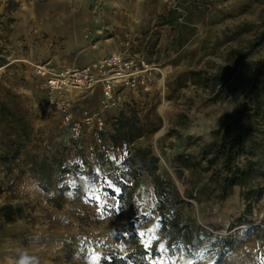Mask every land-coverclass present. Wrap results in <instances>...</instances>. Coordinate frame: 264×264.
<instances>
[{
    "label": "rangeland",
    "instance_id": "rangeland-1",
    "mask_svg": "<svg viewBox=\"0 0 264 264\" xmlns=\"http://www.w3.org/2000/svg\"><path fill=\"white\" fill-rule=\"evenodd\" d=\"M123 1L0 0V157L13 156L28 138L42 143L47 140L56 149L54 152L63 147L61 140H74L76 150L91 154L86 160L105 165L101 172L91 170L89 184L101 185L108 191L107 183L117 185V179L126 180L127 165L109 158L107 146L98 150L100 140L116 133L118 118L130 117L144 130L143 136L126 143L127 149L150 148L160 158L159 173L184 191L175 158L180 154L196 155L203 146L215 142L212 132L236 108L235 97L225 102L209 100L207 92L189 81L188 71L217 70L226 63L230 49L247 47L264 21V0H157L166 12L159 15L147 35L158 27L161 43V26H170L176 33L166 47L162 43L158 47L157 42L146 46L142 43L137 48L161 68L156 73L152 94L141 99V103L135 101V93L126 90L127 97L118 107L103 110L101 89L92 94H61L48 89L43 78L35 73L38 63L47 62L55 71H62L118 51L113 39L117 34L108 26L118 19ZM147 35L145 32L143 36ZM263 61L264 45L243 61V72L254 77ZM70 114L73 117L68 122L66 115ZM86 116L94 117L91 124L83 121ZM101 117L105 126L99 125ZM77 121L84 123L75 136L72 126ZM3 140L21 142L12 148ZM16 159L0 158V204L7 200L2 184L19 169ZM74 170L77 175L85 174L81 167ZM186 174L189 176V171ZM144 175L147 177L133 189L137 215L122 211L114 214L113 203L121 209L116 198L114 202L109 199L100 218L95 211L81 219L82 224L93 226L94 236L103 235L104 241H96L104 246L97 254L76 255L68 246L39 264H103L104 259L112 256H126L139 243L161 252L156 258L147 255L159 264H264V194L250 207L240 186L224 201L192 200V206H183L181 212L201 227L197 232L198 246L182 255H169L166 239L160 233L162 215L154 179L148 171L142 172L140 179ZM117 188L120 190L118 185ZM23 198L29 222L49 209V203L42 205L33 203L28 196ZM87 201L98 203L92 197H87ZM173 209L169 207L166 214L172 217ZM101 221L108 224L100 233ZM224 238H231L234 243L223 246ZM0 264L7 262L0 259Z\"/></svg>",
    "mask_w": 264,
    "mask_h": 264
},
{
    "label": "trees",
    "instance_id": "trees-1",
    "mask_svg": "<svg viewBox=\"0 0 264 264\" xmlns=\"http://www.w3.org/2000/svg\"><path fill=\"white\" fill-rule=\"evenodd\" d=\"M262 45L264 21L249 45L230 49L226 63L217 70L188 71L189 81L207 92L209 100L225 102L235 97L236 108L212 132L215 142L203 146L196 155L180 154L175 158L178 178L185 186L184 191L173 180H167L159 173L160 158L150 148L128 149V156L123 162L127 165L124 170L127 178L116 180L120 187V192L116 193L120 208L124 214L131 212L137 215L133 189L142 172L148 171L154 179V190L159 197L162 215L160 233L166 239L169 255H182L198 246L197 232L201 227L191 217L184 218L181 212L183 206H192V200L224 201L240 186L243 188L241 195L250 207L264 194V61L260 63L254 77L243 72V61ZM137 122L130 117L118 118L116 133L110 136L114 144L118 142L116 135L126 143L143 136L144 127L138 126ZM65 150L63 146L56 152L39 157L32 166L31 172L38 177L43 190L48 191L55 182L62 181L66 173L80 167L78 164L69 166L66 163ZM19 153L18 149L13 156L7 154L0 158L3 161L16 159ZM135 167L137 171L133 170ZM186 171H189V176ZM78 189L83 190L84 185H78ZM107 190L111 193L115 189ZM169 207L174 208L172 217L165 212ZM222 241L223 246L234 243L231 238ZM220 251H223V247ZM149 253L153 258L161 255L157 248L147 249L139 243L126 256H112L104 259L103 264H159L147 258Z\"/></svg>",
    "mask_w": 264,
    "mask_h": 264
},
{
    "label": "crops",
    "instance_id": "crops-1",
    "mask_svg": "<svg viewBox=\"0 0 264 264\" xmlns=\"http://www.w3.org/2000/svg\"><path fill=\"white\" fill-rule=\"evenodd\" d=\"M123 2L118 19L111 21L112 24L108 26L117 34L113 39L114 43L118 44V50L128 40H135L138 36H143L145 32L147 35L159 15L166 12L165 7L157 3V0H124ZM161 28L164 31L161 43L163 47H166L175 36L176 30L172 31V28L167 25ZM143 37L146 38V36ZM144 38L139 42H144ZM141 54L143 55L142 52ZM110 135L107 140H100L101 147L98 150L107 146L106 155L109 158L118 157V161L124 162L128 156L126 142L116 135L118 142L114 144ZM1 142L10 143L13 148L21 141L3 140ZM22 143L20 154L16 159L19 169L15 175L11 174L5 179L1 188L7 200L0 204V259L7 264H16L21 254H26L35 258L31 264H39L68 246L76 255L97 254L98 250L104 246L96 241H104L103 235L94 236L93 226L82 224L81 219L83 216L92 215L95 211L98 214L97 218L104 215L103 193L105 191L103 187H100L101 185L89 184V174L91 170L101 172L105 165L100 162H98L100 165H97L94 161L91 163L86 160L91 157V154H88L86 150L83 152L76 150L77 142L74 140H61V144L66 148V163L69 166L80 165L85 174L77 175V172L70 171L64 175L62 181L54 183L48 191H44L38 177L32 174L31 168L37 158L56 149L47 144V140L44 143L37 140H24ZM19 171L21 175H18ZM146 177L147 175L142 176L136 186ZM111 184L113 189H117V185L113 182ZM78 185H84V189L79 191ZM12 190L14 193H11ZM23 196H28L33 203L42 205L49 203V209L40 212L33 222H29ZM96 196L101 197L98 201L99 207L98 203L94 205L87 201V197L95 198ZM101 224L103 226L99 227L100 229L96 226L100 233L105 230L108 222L101 221ZM94 245H97L96 248Z\"/></svg>",
    "mask_w": 264,
    "mask_h": 264
},
{
    "label": "built area",
    "instance_id": "built-area-1",
    "mask_svg": "<svg viewBox=\"0 0 264 264\" xmlns=\"http://www.w3.org/2000/svg\"><path fill=\"white\" fill-rule=\"evenodd\" d=\"M159 33L157 27L146 38L138 36L135 40H128L117 52L83 66L72 65L62 71H55L50 63H38L35 73L43 78L45 85L52 92L92 94L101 89L103 110L118 107L123 97H127L126 90L136 94L134 98L138 104L141 103V99L146 100L152 94L156 73L161 68L157 61L147 59L137 48L146 43L145 41H147L145 45L152 43L156 45ZM143 38L144 42H139ZM72 117L71 114L66 115L68 122ZM93 118L86 116L83 121L91 124ZM99 119V125L105 126V120L102 117ZM84 122H74L72 128L75 136L81 131Z\"/></svg>",
    "mask_w": 264,
    "mask_h": 264
},
{
    "label": "snow or ice",
    "instance_id": "snow-or-ice-1",
    "mask_svg": "<svg viewBox=\"0 0 264 264\" xmlns=\"http://www.w3.org/2000/svg\"><path fill=\"white\" fill-rule=\"evenodd\" d=\"M112 159L115 160V159H118V157H113ZM105 187L108 188V189H111L113 187V185L109 182V183L106 184ZM118 192H119V189L117 188L111 193H109L108 191H105L103 193V199L105 201V204H104L105 208H107L109 206V197H110L111 201H113V202L116 201V198H117L116 197V193H118ZM95 199L98 202L101 199V197L100 196H96ZM99 206L100 205L98 203V207ZM111 207H112V209L114 211V214H118L119 211H122V209L117 208V206L114 203L111 205ZM140 235H143V234L141 233ZM145 247L147 248V247H149V245H146Z\"/></svg>",
    "mask_w": 264,
    "mask_h": 264
},
{
    "label": "clouds",
    "instance_id": "clouds-1",
    "mask_svg": "<svg viewBox=\"0 0 264 264\" xmlns=\"http://www.w3.org/2000/svg\"><path fill=\"white\" fill-rule=\"evenodd\" d=\"M34 259V257H29L26 254H21L19 260L16 261V264H31Z\"/></svg>",
    "mask_w": 264,
    "mask_h": 264
}]
</instances>
